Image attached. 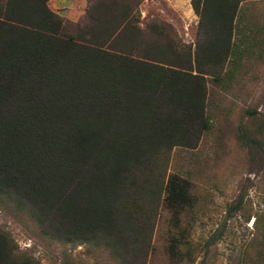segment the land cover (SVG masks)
Instances as JSON below:
<instances>
[{
  "label": "trees",
  "instance_id": "1",
  "mask_svg": "<svg viewBox=\"0 0 264 264\" xmlns=\"http://www.w3.org/2000/svg\"><path fill=\"white\" fill-rule=\"evenodd\" d=\"M49 1L0 0V211L49 246L144 264L160 207L178 219L195 203L170 155L209 128L207 78L232 80L246 0H191L193 45L142 27L140 1H90L75 34ZM181 246L172 236L171 260ZM0 264L40 262L0 228Z\"/></svg>",
  "mask_w": 264,
  "mask_h": 264
},
{
  "label": "rangeland",
  "instance_id": "2",
  "mask_svg": "<svg viewBox=\"0 0 264 264\" xmlns=\"http://www.w3.org/2000/svg\"><path fill=\"white\" fill-rule=\"evenodd\" d=\"M145 8L144 17L138 6L142 27L162 23L171 37L193 45L196 26L189 28L190 37H184L182 28L171 24L176 16L167 2L149 0ZM84 11L62 17L67 34L77 32ZM239 22L232 80L216 84L207 78L208 130L196 148H175L170 155L167 175L188 182L195 203L178 219L160 207L144 264H264V0L244 1ZM236 204L240 208L229 215V208ZM0 228L40 264H59L63 251L86 264H113L105 252L84 246H49L36 238L29 222H18L2 211ZM218 231L222 237L206 247ZM180 234L186 246L179 248L181 259L176 262L167 248L171 237Z\"/></svg>",
  "mask_w": 264,
  "mask_h": 264
},
{
  "label": "crops",
  "instance_id": "3",
  "mask_svg": "<svg viewBox=\"0 0 264 264\" xmlns=\"http://www.w3.org/2000/svg\"><path fill=\"white\" fill-rule=\"evenodd\" d=\"M168 3L169 9L171 10V14L176 16L171 20V24L173 26H179L182 28L183 36L188 38L189 35V28L192 26L197 25V17L195 16L190 1L191 0H163ZM144 2V3H143ZM140 7V11L142 16L145 17L147 14V9L145 8L149 3V0H143ZM88 0H50L48 2V7L54 13L59 14L61 17H67L70 12L77 13L78 11L81 12L85 8L87 9ZM242 6V5H241ZM241 9V7H240ZM85 13V11H84ZM82 13V14H84ZM80 14H78L79 16ZM141 18V16H140ZM240 22L238 20L237 25L239 26ZM241 27H245L246 23H241ZM240 28H238V32Z\"/></svg>",
  "mask_w": 264,
  "mask_h": 264
}]
</instances>
